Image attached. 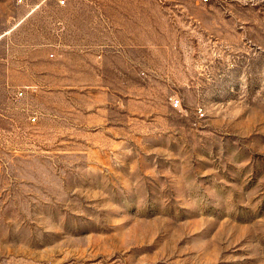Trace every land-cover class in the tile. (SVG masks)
<instances>
[{
    "label": "rangeland",
    "instance_id": "obj_1",
    "mask_svg": "<svg viewBox=\"0 0 264 264\" xmlns=\"http://www.w3.org/2000/svg\"><path fill=\"white\" fill-rule=\"evenodd\" d=\"M58 3L0 0V264H264V0Z\"/></svg>",
    "mask_w": 264,
    "mask_h": 264
},
{
    "label": "built area",
    "instance_id": "obj_2",
    "mask_svg": "<svg viewBox=\"0 0 264 264\" xmlns=\"http://www.w3.org/2000/svg\"><path fill=\"white\" fill-rule=\"evenodd\" d=\"M23 0H19V2H22ZM65 4V0H59V5H64ZM175 106H178V103H176ZM36 119L33 118V121H35Z\"/></svg>",
    "mask_w": 264,
    "mask_h": 264
},
{
    "label": "trees",
    "instance_id": "obj_3",
    "mask_svg": "<svg viewBox=\"0 0 264 264\" xmlns=\"http://www.w3.org/2000/svg\"><path fill=\"white\" fill-rule=\"evenodd\" d=\"M59 4V3H58Z\"/></svg>",
    "mask_w": 264,
    "mask_h": 264
}]
</instances>
